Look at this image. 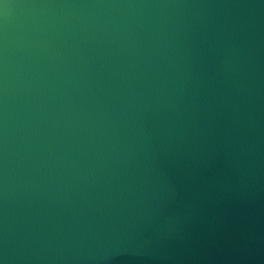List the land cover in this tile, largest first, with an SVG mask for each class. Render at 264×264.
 Returning a JSON list of instances; mask_svg holds the SVG:
<instances>
[{"label":"water","instance_id":"water-1","mask_svg":"<svg viewBox=\"0 0 264 264\" xmlns=\"http://www.w3.org/2000/svg\"><path fill=\"white\" fill-rule=\"evenodd\" d=\"M0 264H264V0H0Z\"/></svg>","mask_w":264,"mask_h":264}]
</instances>
